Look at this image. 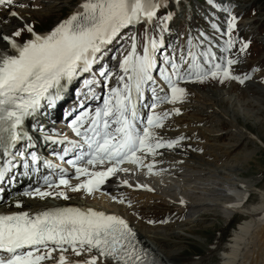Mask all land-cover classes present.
Masks as SVG:
<instances>
[{
	"label": "snow or ice",
	"instance_id": "snow-or-ice-1",
	"mask_svg": "<svg viewBox=\"0 0 264 264\" xmlns=\"http://www.w3.org/2000/svg\"><path fill=\"white\" fill-rule=\"evenodd\" d=\"M206 2L218 6L216 0ZM14 4L15 0H0V8H8L12 16L22 19L17 12L11 11ZM166 4L167 0H83L76 11L47 34H39L27 24L12 36L0 34V39L8 45L0 50V148L5 156L12 158L7 166L0 167V181L5 179L12 160L25 156L19 150L13 154L12 149L25 138L26 118L34 116L42 102L55 105L61 99L65 83L83 74H91L84 84L89 95L99 99L93 88L100 83L97 75L108 80L114 73L107 68L97 73L94 65L103 59L110 46L125 39L131 41V50L119 64L123 75L117 79L122 86L109 90L102 107L94 112L85 109L71 121L69 127L79 139L64 137L60 141L68 145L59 155L61 161L75 153L65 161L74 170L72 176L67 168H60L56 179L44 178L43 190L36 187L24 194L68 200L69 192L87 195L101 192L119 173L146 170L148 175H159L165 171L156 170V158L163 155L160 150L179 147L185 137L166 140L159 131L165 129V121L170 116L180 114L179 108L163 112L156 109L161 104L175 105L184 101L187 91L181 82L203 83L219 79L243 84L251 79L248 75H234L232 66L237 60L223 55L236 45L232 32L237 18L232 16L228 21V39L220 49L222 55L217 56L211 40L205 36L199 44L189 39L188 47L176 56H164L166 67L159 69V76L166 89L160 85L152 89L155 101L150 105L152 112L146 120H141L137 101L143 96L145 85L156 84L153 77V70L157 68L155 53L164 45L162 39L148 35L140 55L137 53L139 37L126 34V30L142 24L153 25L159 20L157 27L163 31L165 22L172 19L171 14L158 17ZM212 27L217 28L215 24ZM25 32L31 34L30 38L18 42L17 38ZM248 47V43H241L239 51L244 52ZM80 107L84 108L83 103ZM30 156L33 164L39 162L40 157L35 152ZM44 164L48 168L58 167L51 161H44ZM24 166L27 167V163ZM121 185L153 190L146 184L133 185L127 179L122 180ZM112 199L120 204L126 202L123 197L113 196ZM127 203L131 207V201ZM69 250L77 257L96 253L84 264H104L107 260L113 264H154L140 247L135 231L118 215L80 207L55 208L36 214L26 211L0 214V264H43L53 259L57 251L60 253L58 264H68L65 253Z\"/></svg>",
	"mask_w": 264,
	"mask_h": 264
},
{
	"label": "rangeland",
	"instance_id": "rangeland-1",
	"mask_svg": "<svg viewBox=\"0 0 264 264\" xmlns=\"http://www.w3.org/2000/svg\"><path fill=\"white\" fill-rule=\"evenodd\" d=\"M18 1H20V5H23V3H28L25 0ZM30 1L34 2L33 5L36 6H26V9L28 11H35L37 15H35L34 18L26 17V24H37L38 26H41L40 31L48 30L53 25H55L58 20L64 19L67 15L69 16L73 7L80 2V0H73L71 2L67 0H61V2H55L53 0ZM188 1L192 6V15L189 14L188 8H186V15L183 16L181 13H179L177 7H174L173 16L171 15L172 19L170 20L173 25L171 33H174L175 37L177 36V30L174 27V24L176 22V25H181L180 39L176 38V40L179 46L183 45L182 50L186 49V44L188 45L189 39L193 41V44H197L198 37H201L200 34L207 32L210 33L213 24L218 26V31L213 37L214 40L219 44L224 45V42L228 39L226 34L228 21L232 16H235L238 20L236 22V28L232 32V36L236 41V45L229 52V54L235 55H232L230 58L237 60V64L234 65L237 69L232 66L233 74L239 76L244 73L247 74L251 77V79L246 80V82H253L257 74L262 76L261 80H258L254 83V91L251 93L243 88V84H240L238 81L234 80L221 82L219 79H209L203 83H194V89L201 94L204 93V98L206 97L208 99H213L218 93H220L219 95L227 94L229 97L224 96V99H227L228 102H232V99H238L237 102L234 103L236 110L244 113L256 112L257 109H252L248 102L251 99H256L257 93L255 94L254 92L264 88V0H216L220 3L223 2L228 5L230 4L232 9H242V12L244 13L242 16H239L238 14L232 12V10L224 11L223 8H214L212 10H216L218 13H223L224 16L222 18L212 17L211 19L206 18L205 10L206 7H209V4L206 2V0H202L203 3L201 0ZM171 7L166 8V15H169L168 10L173 11V8ZM0 9L3 10V8ZM28 11L26 13H29ZM44 11H47L46 16H39V13ZM207 13L208 15L213 16L211 11L207 10ZM167 22L169 21H166L165 23ZM251 22L254 23L250 24ZM159 23L160 21H157L156 24L153 26L151 25L148 28V33L158 40H160L161 33V29L157 27V24ZM241 23L249 24L247 30H241ZM22 25L19 29L25 26ZM0 29L3 30V27L1 26ZM14 31H16V29ZM14 31H12V33ZM4 32L2 35H5ZM167 34L169 35V33ZM241 43H248L249 45L248 49L244 52L239 51ZM187 97L190 100L194 99V96ZM228 102L226 101V103L222 105L216 104L223 112H227L229 111L230 107ZM180 115H182L181 125L183 126V129L194 131L193 134H196L193 137V141L189 142L198 143V147L192 145L188 148V150H190V152L203 155L202 149H204V147H208V145H215L217 148L226 149L227 155L224 156L220 162H218V165L221 167L232 166L236 169H240L238 173L241 174V177H237V175H235L233 176V179L239 180L243 185L251 190L247 200L243 202V208H249L253 205H256L260 201V197H258V195L255 193V190H264V129L256 127L254 122L247 125H243L241 123V130H243V132L246 130V134H249V132L252 134L250 136L251 138L241 139V137L238 136L237 129H235L229 120L216 118L213 115L200 114L197 113L196 110L188 111L186 117H184L182 113H180ZM207 132H215V135L211 136L207 134ZM204 133H206V136L210 137L208 139L209 141L207 140ZM235 145L237 147L234 149L233 147ZM185 147L186 146H184V148ZM229 147H232V149ZM222 152H224V150H222ZM176 153L180 154L181 156L183 155V152H181L179 149ZM247 155L248 157L250 155L249 160L245 161L244 158L239 160L240 157L242 158ZM184 157L189 159L191 162L193 159L199 161L201 158L200 157L197 160V158L192 157L191 155H184ZM163 159L161 158L159 160L168 162ZM214 163L215 162L212 159H209L207 162L208 167L211 169L212 167L210 166L217 164ZM175 168H173L175 171H166L167 177L165 176L166 174H164L165 178L164 176H161V181L160 179L159 181L156 180L161 184L159 188H164V191L159 193V188L152 185L153 183L151 184L152 187L158 189L156 191L157 194L155 195V199H145L139 195L131 196L125 190H116L115 194L113 191L110 194L109 190V192L105 191V193L100 195H103L105 198L108 196V193L110 197L108 196L107 198L110 199H112L113 196L117 197V199L121 197L125 198L126 202L124 204H120L117 202V200L112 199L113 201H111L109 205H116L120 208L134 209V212L132 211L134 214L132 218V225H134L137 231L143 232L147 230L146 232H148L149 230H157L160 234L167 235L166 238L169 240H166L167 242L162 246V249L166 253L178 252V255L177 260H170L166 256H162L161 260L165 264H219L221 262L222 256L227 251V246L229 245L233 234L242 223L244 217L238 213H234L233 216L225 217L219 208L213 206L215 203V198L211 191L214 190L213 192L216 194V191H219L222 193V195H224L222 199L230 200L231 198L229 196V199L225 196L229 193L232 195V190L235 187L230 180H226L223 176L220 178H212L214 175L209 174V176H201L199 178V171H192L191 169H184L181 167ZM142 174L146 176L144 173L140 172V175L143 177ZM149 178L153 177H148V179ZM200 188H204V190H200ZM172 190L177 191V193H182L183 196L189 200V202H205L209 206L201 207L197 211L192 209L189 210L187 206L180 207L176 204L177 202L174 199L175 194ZM185 190L186 192H184ZM195 190H200L199 192L202 193V196L192 194ZM191 195H193V197ZM127 201H131V207L128 206ZM89 202H93V199L89 200ZM109 209L114 210L115 208L110 206ZM115 211H117V209H115ZM224 247L225 251L221 254L222 250H224ZM104 264L107 263L104 262Z\"/></svg>",
	"mask_w": 264,
	"mask_h": 264
},
{
	"label": "bare ground",
	"instance_id": "bare-ground-1",
	"mask_svg": "<svg viewBox=\"0 0 264 264\" xmlns=\"http://www.w3.org/2000/svg\"><path fill=\"white\" fill-rule=\"evenodd\" d=\"M16 1L17 0H15V4L12 6L11 11L17 12L19 14V17H22V19H19L17 17L12 16L10 14L9 9L4 8V11H0V27L1 26L3 27V30L0 29V34H3V32L5 31L4 32L5 35L12 36V34H10V33H12V31L14 30L13 28L20 27L22 24L26 23L27 22L26 17L34 18V16L37 15V13L35 11H32V10L28 11L27 9L19 6V3H16ZM25 1L28 2L29 0H25ZM53 1L61 2V0H53ZM67 1L71 2L73 0H67ZM82 3H83V0H82L81 4ZM33 4L34 3H32V5L30 7L36 6ZM216 4L218 5L216 7L210 6V5H209V7H206V10H205L206 11V13H205L206 18H208V19H211L212 17L222 18L224 16L223 13H218V11L212 10L214 8H216V9L223 8V9H228L230 11L232 10V12H234L235 14H238L239 16H242L244 13V12H242V9L241 10L238 8L232 9L230 4L228 5V4H225L223 2L220 3L219 1H216ZM166 5H176L177 8L180 9L181 0H167ZM78 7H79V5L76 7H73L69 16L74 11H76L78 9ZM44 8H46V7H44ZM207 10L211 11V13H213V16L208 15ZM27 11L29 13H26ZM39 14H40L39 16H44V15L46 16L47 11H44V12L39 13ZM59 23L60 22H57V24L54 27H56ZM253 23L254 22H251L250 24H253ZM248 26H249V24L241 23V28H242L241 30L242 31L247 30ZM217 31H218V28L214 29L212 27L210 33L207 32V33H204V36L198 37V43L197 44H199L200 41L203 40L205 36L208 37L211 40L212 50L217 53V56H220V55H222V53L220 52V49L223 47V44H219L218 42H214L215 40L213 38L214 35L217 33ZM170 38H171V36L168 37L167 40H165L166 44L169 43ZM4 48H8V45L6 44V42H4L2 39H0V50H2ZM9 51H11V50L9 49ZM161 51L163 54H165V56L169 55L171 53L170 50L168 52V50H166V48L162 49L160 51L158 50V52H161ZM181 51L182 50L179 49L178 54ZM142 52H143V50H142ZM137 53H138V50H137ZM226 54L229 57L234 55V54H229V52L223 53V55H226ZM105 61L108 62L109 59L107 58ZM234 68L237 69L235 66H234ZM244 75H247V74L244 73V74H241L240 76L243 77ZM261 79H262V76L257 74L255 76V80L253 82H249V81L246 82L245 81L243 83V88L245 90H247L249 93H251L254 91V89H253L254 83L258 80H261ZM155 80H156V84L149 82V84L145 85L144 88H146L147 86H149V87L151 86L152 88H154V87H156V85H160L162 87H165V89H166V84L163 82L162 78L159 76V73H158L157 77L155 78ZM181 86L186 89L187 96H194V99L190 100L186 96L183 102L177 103L175 105L167 104V103L161 104L156 109L157 112L172 111L174 108H179L180 113H182L184 117L187 116L186 114L188 111L196 110V112L200 113V114L213 115L214 117L220 118V119L223 118V119L229 120V122L231 124H233L235 129H237V131H238V136H240L241 139L242 138H247V139L251 138L250 136L252 135L251 132H249L248 130L247 131L249 132V134H246L247 133L246 130L244 132H243V130H241L242 129L240 126L241 123L243 125H247L249 123L254 122V125L256 127L264 129V88L262 90L260 89L256 92H254L255 94L257 93L256 99H251L248 102L250 107L252 109H257V111L244 113V112H240V111L236 110V108H235L234 103L237 102L238 99L237 100L232 99L233 103L228 102L227 99H224V96L229 97L227 94L222 93L223 95H219L220 93H218L216 96H214L213 99L212 98L208 99L206 97L204 98V93L201 94L200 92H197V90L194 89V87H195L194 83L181 82ZM157 91H159L158 88H157ZM147 94L148 93L145 91L143 93V96L141 97L143 99L144 103H147V100H149L151 98V97L148 98ZM151 99L154 100V98H151ZM61 100H62V97L53 106H49L47 104V106H49V107H47L45 112H44V116L46 118H48V119L49 118H57L56 113L54 111V108L57 105V103ZM226 101L230 105L229 111L223 112L220 109V107L217 106V104L222 105V104L226 103ZM59 106H57V107H59ZM42 109H44V108H41L40 110L37 111V115H38L37 118L38 117L41 118V121H42V124L40 123V125H44L46 123V120L43 121L44 119L41 117V110ZM140 115H142V114H140ZM143 116H146V115H142V117ZM181 116L182 115H180V114L170 116L169 119L165 121V129L159 130V131H160L161 135L163 136V138L166 140L167 139H177L181 136L185 137V139L181 142V145L175 149H172V150H169V149L162 150L161 149L160 150L161 152H163V155L158 156L156 158L158 161L156 170L159 171L161 169H164L165 171L160 172L159 175H155V174L154 175H148L146 173V170H137V172L140 171L148 177L151 176V177L155 178L152 180V182H150L148 177H146L142 174L143 175V178H142L143 183L140 182L139 184H146L151 189H153L152 185L157 186L159 188V186L161 184L159 182H157L156 180L159 181L160 177L164 176V174H166L165 176L167 177L166 171H168V172H169V170L173 171L174 170L173 168H175V167H181L184 169L188 168V169H191L192 171H199V173H200L199 174L200 176L198 175L199 178L201 176L205 177L207 175L209 176V174H213L214 176L212 178H220L223 176L226 180H230L233 183L235 188L232 190V195H231V193H229L225 197L228 198V196H229L231 199L230 200L222 199V197L224 196V195H222V193H220L219 191H216L217 192V194H216L215 192H213L214 190H212L211 191L212 195H214V198H215V200H214L215 203L213 206L216 208H219V210L224 214L225 217L233 216L234 213H238V214H241V216H243L244 219H243L242 223L239 225V227L237 228V230L235 231V233L233 234V236L230 240V243L227 246V249H226L227 251L222 256L221 262L219 264H264V190L263 191H256L255 190V193L258 195V197H260V199H259L260 201L256 205H253L252 207H249V208H243V205H244L243 202L245 201V198L249 195V192H251V190H249L239 180L233 179V176H235V175H237V177H241V174L238 173L240 169L239 168L236 169L235 167H232V166H229V167L219 166L218 162H220L221 159L227 155V150L223 149V148H217V146H215V145H208V147H204V149H202L203 155H199L195 152H190V150H188V148L190 146L193 145L195 147H198V143H194V142L190 143L189 142V141H193V137L196 134L195 135L193 134L194 131H189L187 129H183V126L181 125V123H182V117ZM36 122L37 121L35 119V121L32 124L38 126L39 124H37ZM45 127L48 128L47 125H45ZM214 133L213 132L212 133L207 132V134H209L211 136L215 135ZM204 135L206 136V133H204ZM206 138L208 140L210 137L206 136ZM184 146H186V147L184 148ZM235 147H237V146L235 145L233 148L235 149ZM229 148L232 149V147H229ZM178 149L181 152H183L182 156L180 154L176 153V152H178ZM222 150H224V152H222ZM221 152H222V155H221ZM184 155H191L192 157L197 158V160L200 157L202 159L200 158L201 160L199 159V161H196L193 159L191 162L189 159L184 157ZM161 158L162 159L164 158L163 160H166L168 162H165L162 160L160 161L159 159H161ZM243 158L245 161H247L250 159V155H249V157H248V155L245 157H242V158L240 157L239 160H241ZM209 159H212L215 162L214 164L217 163L216 165H212V166H210L211 165V163H210L209 166L212 167L211 169L208 167V164H207ZM125 166L131 167L129 165H125ZM177 169H179V168H177ZM175 170H176V168H175ZM179 170H181V169H179ZM14 176H19V175H18V173H16V174L12 173L11 177H14ZM165 176H164V178H165ZM6 178L7 177H5V179ZM122 180H124V179H121V178L118 179L117 177H113V179H111L107 183V184H110V189H109V190H111L110 194L112 191L115 194V191L118 190L119 187L120 188L122 187V185H121ZM35 181L36 180L24 179L21 182L23 184H18L16 186L17 190H19L20 188H23L24 192L21 194H18V195H14V196L12 195V194H14V192L8 190L9 185L5 186V184L3 183L4 184L3 188L8 191L6 198H8L10 196H12V197L10 200L11 202L6 201L5 204L0 205V214H9V213L21 212V211H26V212H29L30 214H34V213H38L40 211H45V210H50V209H55V208H63V207H80L82 209L92 208L93 210L103 211L106 214H110V215H118L121 218L125 219L129 223L130 227H132L133 231L136 232L137 239L139 241V245L142 246L143 248L149 250L150 252H152L159 259H162V256H166L170 260H177L178 252L166 253L162 249V246L164 244H166V242H167L166 240H169L168 238H166L167 235H164V234L162 235L157 230L156 231H150L149 230L148 232H146L147 230H145L143 232L137 231L135 229L134 225H132V218L134 215L133 214L134 209L120 208L119 206H116V205H109L110 202L113 200L110 198H107L108 196L110 197V195L108 193H107L108 196L106 195L107 197H105V198L101 197L102 198L101 199L98 197L99 194L87 195L84 192H83L84 194L83 193L81 194V192H79V193L69 192L68 195L70 196V199H68V200H64L63 198H58L55 196L40 198L38 196L25 195L24 194L25 192H31L32 191L31 189H32L33 185H35ZM160 181H161V179H160ZM133 185H135V184H133ZM162 186H164V185H162ZM36 187H41L43 190L42 185H37ZM127 189H129V191ZM121 190H123V189H121ZM130 190H131V188L125 187V191L131 196L139 195L145 199L146 198H154V199L156 198L155 194H153L151 191L149 192L148 190H145V189H142V190H144V191H142V193L141 192L137 193V192H134L132 190L130 191ZM164 190H165L164 188H159V192H162ZM200 190H204V188H200ZM200 190H195L193 193L192 192L191 193L199 196L202 194L199 192ZM173 192L175 194L174 199L177 202L176 204L180 207H186L187 206L189 208V210L192 209V210L197 211L201 207H208L209 206L205 202H193V203L189 202V200H187L183 196L182 193H180V192L177 193V191H173ZM184 192H186V190ZM93 196H94L93 202H89L88 200L91 199ZM191 196L193 197V195H191ZM161 198H162V196H161ZM181 200H183L184 203H181ZM17 204H19L20 207H17ZM110 206L117 209V211H115V209L114 210L109 209ZM224 251H225V247H224V250H222L221 254ZM57 252L53 253V257H54L53 259L56 261H57V258L59 259V255H60L59 251H57ZM65 255H66L67 261L70 262L71 264H74V263H72L73 262L72 260H76L79 262L82 261L79 264H84V261H83L84 257L87 258V257H90V255H96V254L84 253L82 256L77 257V256H75L74 253H72L69 250V252L65 253ZM220 257H219V259H220Z\"/></svg>",
	"mask_w": 264,
	"mask_h": 264
}]
</instances>
